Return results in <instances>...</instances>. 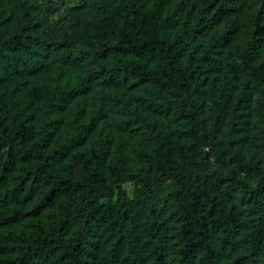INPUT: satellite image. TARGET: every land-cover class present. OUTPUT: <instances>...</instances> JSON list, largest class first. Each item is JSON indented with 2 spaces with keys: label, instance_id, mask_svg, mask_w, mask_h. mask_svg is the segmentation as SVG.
<instances>
[{
  "label": "trees",
  "instance_id": "16d2710c",
  "mask_svg": "<svg viewBox=\"0 0 264 264\" xmlns=\"http://www.w3.org/2000/svg\"><path fill=\"white\" fill-rule=\"evenodd\" d=\"M261 59L264 0H0V264H264Z\"/></svg>",
  "mask_w": 264,
  "mask_h": 264
},
{
  "label": "rangeland",
  "instance_id": "374dc122",
  "mask_svg": "<svg viewBox=\"0 0 264 264\" xmlns=\"http://www.w3.org/2000/svg\"><path fill=\"white\" fill-rule=\"evenodd\" d=\"M59 1V0H55ZM257 68H259L263 75H264V60L261 59L258 62H256L255 65ZM238 69L239 74L243 75L245 78L249 79L250 81V87L253 94V102L252 107L255 106L256 101L261 98L264 99V95L262 92H260L264 87L262 84L259 83V81L254 78L250 72L245 68L242 62H238ZM253 114V120L254 121H260V116L257 114V111H252ZM118 133V132H116ZM124 138V146L131 150L132 152H138L142 147H148V143L143 140L141 137L138 136L136 132L130 131L129 133H126L123 135ZM195 144L192 146V153L194 155H197L196 157H188L187 159V169H188V175L191 177L196 172H209L216 168H222L223 171H225V167L220 166L216 159V153L217 149L212 146L208 141L205 139L197 137L195 140ZM244 153L248 156L249 154L255 155L256 157L261 158L262 162L264 163V151L260 149L259 142L257 139L253 138L251 139L243 148ZM181 154V149H177L173 155L172 160L175 161L176 158ZM243 176H245L251 184L254 183V176L252 173H242ZM169 180L166 181L169 182ZM127 198L129 200H133L137 193V187L134 184H127L125 185Z\"/></svg>",
  "mask_w": 264,
  "mask_h": 264
}]
</instances>
